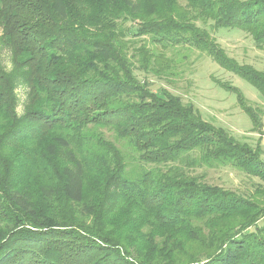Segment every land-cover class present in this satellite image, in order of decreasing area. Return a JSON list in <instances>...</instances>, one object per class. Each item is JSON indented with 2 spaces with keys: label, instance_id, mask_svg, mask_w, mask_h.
I'll list each match as a JSON object with an SVG mask.
<instances>
[{
  "label": "trees",
  "instance_id": "obj_1",
  "mask_svg": "<svg viewBox=\"0 0 264 264\" xmlns=\"http://www.w3.org/2000/svg\"><path fill=\"white\" fill-rule=\"evenodd\" d=\"M183 1L0 0V264H264L261 147L153 90L175 63L146 44L205 52L264 104V71L203 26L264 49V0ZM201 167L257 181L241 192Z\"/></svg>",
  "mask_w": 264,
  "mask_h": 264
},
{
  "label": "rangeland",
  "instance_id": "obj_2",
  "mask_svg": "<svg viewBox=\"0 0 264 264\" xmlns=\"http://www.w3.org/2000/svg\"><path fill=\"white\" fill-rule=\"evenodd\" d=\"M184 3L183 0H180ZM209 22L203 25L214 37L225 53L239 63L249 64L264 71V49L254 43L252 36L237 28L220 27L213 29ZM199 25H202L198 22ZM150 41V40H149ZM146 40V44L156 53H163L173 59L175 66L171 69L167 80L152 79V89L165 87L191 103L204 120L225 128L233 137L252 145L259 144L264 159V104L258 91L238 75L219 66L205 52L187 45L161 47ZM1 58L9 67V55L2 51ZM138 76L142 75L137 72ZM225 85L226 87L222 86ZM231 87L239 89L248 106L260 108V125H254L249 116L238 103ZM17 112L22 113L25 100V89L17 87ZM106 131V135H107ZM132 164L136 165V161ZM187 170V169H186ZM188 173L195 175L204 173L209 183L224 186L241 192L252 190V182L257 181L243 172L230 168H195ZM264 222V220H263Z\"/></svg>",
  "mask_w": 264,
  "mask_h": 264
}]
</instances>
